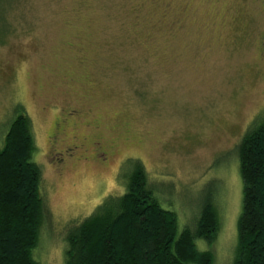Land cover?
Returning a JSON list of instances; mask_svg holds the SVG:
<instances>
[{
    "label": "rangeland",
    "instance_id": "obj_1",
    "mask_svg": "<svg viewBox=\"0 0 264 264\" xmlns=\"http://www.w3.org/2000/svg\"><path fill=\"white\" fill-rule=\"evenodd\" d=\"M10 14L0 147L20 103L50 208L35 258L65 264L67 224L123 194L121 169L139 158L179 229L214 203L218 236L196 244L234 264L236 146L264 122V0H14Z\"/></svg>",
    "mask_w": 264,
    "mask_h": 264
},
{
    "label": "trees",
    "instance_id": "obj_2",
    "mask_svg": "<svg viewBox=\"0 0 264 264\" xmlns=\"http://www.w3.org/2000/svg\"><path fill=\"white\" fill-rule=\"evenodd\" d=\"M13 6L14 0H0V45L13 32ZM12 112L0 147V264H43L34 251L50 208L33 160L31 118L20 103ZM236 151L244 186L234 264H264V122L248 127ZM121 178L123 194L108 195L89 216L67 224L65 264H214V253L196 244L218 236L213 202L179 229L177 213L161 206L141 159L125 160Z\"/></svg>",
    "mask_w": 264,
    "mask_h": 264
}]
</instances>
